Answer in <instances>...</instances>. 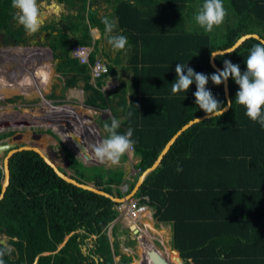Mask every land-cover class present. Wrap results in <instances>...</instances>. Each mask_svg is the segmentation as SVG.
I'll list each match as a JSON object with an SVG mask.
<instances>
[{"label": "trees", "instance_id": "1", "mask_svg": "<svg viewBox=\"0 0 264 264\" xmlns=\"http://www.w3.org/2000/svg\"><path fill=\"white\" fill-rule=\"evenodd\" d=\"M132 1L117 0L114 8L120 27L135 41L130 61L135 78L132 104L128 105L124 92L101 91L114 74L109 65V73L93 86L89 67L72 56L76 46L92 47V29H105L103 19L92 10L97 0H60L77 15H65L62 25L46 24L32 35L14 20L17 10L11 0H0V49L19 48L44 32L49 54L58 60L57 72L66 78V88L74 87L80 77L85 81V104L112 108L117 119L112 97L121 98L118 105L125 119L118 131L133 128L134 151L141 157L136 181L127 194L175 134L206 115L195 103V82L186 93L171 92L176 65L185 64L208 76L206 88L226 106L224 83L217 86L210 79L217 72L210 63L211 52L228 49L247 34L264 39V0H227V23L213 33L184 25L185 11L198 0H149L160 2L161 7L148 18ZM258 42L247 39L236 51L217 56V65L223 70L224 60H230L245 71L244 61ZM95 61V53H91L90 63ZM229 87L232 108L222 117L185 130L135 195L149 198L143 202L154 210L157 222L172 224V245L184 264H264V127L247 117L245 108L235 102L239 86L231 78ZM19 133L1 135L0 140ZM63 150L79 182H93L96 188L122 198L118 188L123 183L122 172L86 169L64 145ZM3 167L0 164V195ZM178 167L182 171H177ZM10 172V185L0 201V235L12 249L3 257L5 264H131L129 256L115 262L119 253L108 234L109 225L119 216L118 203L68 183L34 151L14 154ZM143 219L149 230H156L150 217ZM162 234L170 261L178 264V255L169 245L170 231L164 227ZM89 240H93L92 246Z\"/></svg>", "mask_w": 264, "mask_h": 264}, {"label": "rangeland", "instance_id": "2", "mask_svg": "<svg viewBox=\"0 0 264 264\" xmlns=\"http://www.w3.org/2000/svg\"><path fill=\"white\" fill-rule=\"evenodd\" d=\"M58 3H61L60 0L38 1L41 12L44 9L47 14L42 18L43 22L51 24L56 19L60 21L56 22L57 24H62V17L68 15L69 12ZM224 4L227 6V0H223ZM53 7H55V10ZM45 36L47 35L43 32L40 38L31 40L28 44L22 45L23 47L9 48L12 51L0 49V136L11 132H20L18 135L1 139L0 144L12 143L16 145V148L30 146L40 150H42V146H48L55 151L57 164L69 174H74L68 166L65 156L62 155V147L56 142L57 135L52 131L53 122H56V120L53 119L52 122L42 120L41 122L40 117L41 119L45 116L51 118L53 116L54 118L56 112L66 113L70 110H80L78 109L80 108L79 106H81L86 116L92 113L94 116L106 114L109 117L110 114L107 111L103 112L96 108L83 107L79 102L73 101L70 103V101L66 100V78L57 72L58 60L50 56L48 36ZM72 56H74L73 53ZM81 117V115L80 118L74 114L70 115V119L77 126H79L78 120H82ZM15 120H19V122L15 123ZM44 122L47 124L42 125ZM63 125L68 130L66 122ZM6 156L7 153H3L0 156V164H4ZM80 160L86 166L95 163V161L84 157ZM85 171L90 173L88 170ZM129 171L132 174L135 173V176L138 173V169L134 170L133 167ZM121 187L127 191L130 184H125ZM129 194L126 193L125 198H129ZM153 211V209H150L149 215L151 219L153 218ZM142 219H128L130 221L129 226L135 222L139 228L143 227V224L146 223ZM122 220L124 219L119 222L114 221L108 228L111 243L116 246L119 253V256L115 257V262L119 263L123 256H129L132 260L131 264H136L137 262L143 264V253L146 248L138 243L137 237L129 229L128 221L125 223ZM161 225L162 223L155 220L154 226L156 230L154 231L153 229L151 231L148 229L142 233L146 238L148 236L149 240L147 239L146 245L150 246L152 244L158 251L165 253L167 249L161 243L163 238H165L162 234L165 226L161 227ZM151 227L154 228L153 226ZM168 239L169 245L173 249L170 237ZM3 240L7 244L8 239L3 237ZM92 243L93 240H89L90 246H92ZM83 252L85 254L88 253L86 247H83Z\"/></svg>", "mask_w": 264, "mask_h": 264}, {"label": "clouds", "instance_id": "3", "mask_svg": "<svg viewBox=\"0 0 264 264\" xmlns=\"http://www.w3.org/2000/svg\"><path fill=\"white\" fill-rule=\"evenodd\" d=\"M11 4L17 10L14 15V20L23 26L29 35L39 31L43 21L38 0H11ZM227 15L228 13L224 8L223 0H204L202 6L194 16V20L205 32H212L214 27H218L224 22ZM102 23L105 26L107 43L111 48L114 51L126 52L128 47H130L129 41L126 36L115 32L117 27L116 22L105 17ZM225 53L230 54L231 52H211V55L214 59L218 55H225ZM244 62L246 64V70L242 72L239 64H233L230 60H224L223 70L212 74L210 79L217 86L227 82L229 78L234 80L239 86V90L235 96V102L245 108L247 117L253 122H258L261 127H264V39L259 40L258 43L252 46ZM175 73L176 79L171 84V92L174 95L180 92L186 93L190 85L195 82V103L199 109L204 111L208 118L222 117L228 108H232V100H229L226 106H222L213 96L212 92L206 88L209 77L205 74L197 73L182 63L176 65ZM129 103L132 104L130 100ZM131 116L132 113L129 112L128 117L130 118ZM193 122L200 123V120L195 118ZM121 123V120L112 117L110 124L105 123L103 125L107 136L100 140L87 143L81 152L87 154L90 151L91 155L97 161L109 163L110 165H118L122 157L132 152L135 147V140L132 139L133 128L129 127L126 132L120 133L118 129ZM74 131L63 133L65 137L63 141L73 138L78 141V145H82L78 137L74 134ZM177 171H182V168L178 167ZM141 232L143 231L141 230ZM11 251L12 249L8 245L0 247V264H5L3 257L10 254ZM220 258L223 259V257Z\"/></svg>", "mask_w": 264, "mask_h": 264}, {"label": "crops", "instance_id": "4", "mask_svg": "<svg viewBox=\"0 0 264 264\" xmlns=\"http://www.w3.org/2000/svg\"><path fill=\"white\" fill-rule=\"evenodd\" d=\"M116 3H117V0H97V2L94 3V5L92 6V10H94L98 13L99 18L104 19L105 17H107L109 20H114L117 24L115 32L126 36L128 41H129L130 47H128L126 52L114 51L111 48V46L107 43V35L105 33V29H101L99 27H96V28L91 30L92 36H93V44H92V47H89V48L91 50V53H95L96 60L103 61L104 63L109 65L114 70V74L112 76H110L111 79H110V77H108L106 79L105 85L102 86L101 91L103 93H108V94H111L112 92H115V91H117V93L118 92H122V93L124 92L125 96L123 98H125L127 104L129 105L130 104L129 100L131 101V99H132L131 84L135 78V72L133 71V67H132L131 62H130L131 58L135 52V50H134L135 41L133 40V38L129 37L128 34H126L125 29H122L120 27L118 16H116L114 14V8L116 7ZM132 4L137 5L139 10H140V13L144 17H147V18L150 16H153L156 13V10L161 7L160 2L157 3V2H153V1H149V0H147V1H136V0H134V1H132ZM202 4H203V0H198V1L194 2L193 4L189 5L188 9L185 11V15L186 14L187 15H186V22L184 25H186V27H189L192 30H201V29L204 30L203 28H200L195 23V20H194V16L197 14V12L200 9V7L202 6ZM59 5H61L63 9L68 10V7L66 4L59 3ZM53 8L55 10V7H53ZM224 8L226 9L227 13L230 14L228 12L227 7L224 6ZM68 12H69V14L77 15L76 10H68ZM45 15H47V14H46V12H44V9H43L42 10V18H44ZM227 17H228V15L225 17L224 22L218 27H220L222 29L225 26V24L227 23ZM55 22L58 23L60 21L55 19ZM47 23L48 22H43L42 26L46 25ZM61 23L63 24L62 21H61ZM62 24H59V25H62ZM216 28L217 27H214L212 33L214 31H216ZM44 34L46 35V33H44ZM45 37H47V36H45ZM90 76H91V81H90L91 84L93 86H96L98 80H95L93 78L91 71H90ZM68 77L70 78L71 75H68ZM65 84H66V80H65ZM84 86H85V81L83 79H81L80 77H78L76 85L74 87L67 88L66 100H68V102L70 101V103L73 101L79 102V104L83 105V107L85 106V107H89V108H96V109L103 111V112L107 111L110 114L109 117L112 118L113 117V113H112L113 109L112 108H111L112 110L110 108L109 109L108 108L107 109H101L99 107H91V106H88L85 104V101L87 98V93L84 90ZM112 100H113L112 105L114 107V110L118 114V119L123 121L125 119V115L123 113V110H121L120 106L118 105V102H120L121 98L113 96ZM79 107L80 108H78V109H80V110H75V111L70 110L69 112L67 111L66 113L56 112L55 113L56 116H54V118L52 116L51 121H49L46 118V116L44 118H42L43 121L46 120L49 122H52L53 119L56 120V122H53L52 131L57 135L56 142L60 147H62V152H63L62 155L63 156L65 155L64 150H63V145H64L72 153H74L76 158L83 164V166L86 169L100 168L103 170L106 169V170H113V171L122 172V174H124V176H123V183L121 184V186H123L125 184H130V187H131V185L133 183H135V181H136L135 177L137 175L135 176L134 175L135 173L134 174L130 173L129 170L131 167H133L134 170L137 169L136 165H137V163L141 157L139 155H137L135 153V151L133 150L132 152L126 154V158L122 157V159L118 165H110L109 163H101V162L97 161L91 155L90 151L87 154L81 152L80 150H82V148L85 146V144L92 142V141L100 140V139L107 136V133L103 129V125L105 124V122L107 120H109L111 118H109L108 115H106V114H102L100 116H98V115L94 116V114L91 113L88 116H86V114H85V112H83V109L81 108V106H79ZM72 114H74L75 116L77 115L79 118H80V115L82 116L81 117L82 120H80V119L78 120L79 126H77L73 122V120L70 119V115H72ZM62 120L70 123L69 125H67V127L69 126L68 127L69 131L67 129H65V127L62 123H60V122H62ZM72 131H74L75 135L78 137V139H80L79 141L82 145H78V141L73 139V138H69L66 141H63L65 138L63 133L72 132ZM40 138H42V137H40ZM75 142H77V143H75ZM83 157L86 159H91L92 161H95V163L91 164L90 166H86L85 163L80 160ZM66 161H67V159H66ZM67 164L70 167L69 161L67 162ZM59 168L63 172H66V171H64V169L61 168V166H59ZM71 170L74 173L71 175L76 178V176H77L76 171L73 170L72 168H71ZM91 184H93V182ZM121 186H119L118 188H120V190H121L122 198H125L126 193L130 190V187L127 191H125L122 189ZM115 187H117V186H115ZM133 189H132V191H133ZM143 216L144 217H150L149 213H145V214H143ZM121 219H124L122 221H125V223L128 221V226H129V223H130L129 220L130 219L127 216L122 217ZM121 219L116 220V222L121 221ZM142 220H144V219H142ZM152 220H154V217L152 218ZM162 226H165V228H167L168 231H170V240L172 243L173 235H174L172 224L162 223L161 227ZM148 228H149L148 226L143 224V227H141L139 229L142 230L143 232H145V230H148Z\"/></svg>", "mask_w": 264, "mask_h": 264}, {"label": "water", "instance_id": "5", "mask_svg": "<svg viewBox=\"0 0 264 264\" xmlns=\"http://www.w3.org/2000/svg\"><path fill=\"white\" fill-rule=\"evenodd\" d=\"M59 4V3H58ZM250 38H255L257 40H261L263 39L260 35L258 34H247L244 35L243 37H241L232 47L225 49V50H218L215 51L214 53H223V52H234L236 51L247 39ZM5 50H10L12 51V49H5ZM14 51V50H13ZM228 54V53H225ZM219 56V55H218ZM216 57L213 59V57L211 56L210 58V63L212 65V67L216 70V71H222V69L217 65L216 63ZM224 90H225V96L227 99V102L229 100H231V96H230V87H229V80L227 82L224 83ZM230 108H228L227 111H229ZM226 111V112H227ZM49 121H51L52 119L50 117H47ZM201 121H204L206 119H209L206 115L203 117L198 118ZM195 120V119H194ZM190 121L188 124H186L180 131H178L175 136L168 142V144L166 145V147L164 148V150L161 152L160 156L158 157V159L156 160V162L153 164L152 167H150L149 169H147L138 179L133 191L129 194V198H116L98 188H96V186H94V184L91 183H81L79 182L75 177H73L71 174H69L68 172H63L60 168L59 165L57 164L56 161V153L55 151L48 147V146H42V150L36 148V147H30V146H22L20 148H16L15 144L12 143H6V144H0V156L3 153H7V156L4 159V181L2 182V194L0 195V201L4 198L5 193L10 185V178H11V172H10V159L12 158V156L18 152H22V151H34L36 153H38L56 172V174L61 177L62 179H64L65 181H67L70 184H73L79 188L85 189V190H89L92 191L94 193H97L99 195L108 197L110 199H112L115 203H123L126 202L128 199L133 198L140 190L141 186L144 184L145 180L148 178V176L153 173L161 164L164 156L168 153V151L170 150V148L172 147V145L175 143V141L178 139V137L188 128H190L191 126H193L194 123L193 121ZM42 122V121H41ZM60 123H65L64 120H62V122ZM30 124V123H29ZM43 124H47L46 122L42 123ZM67 125H69V122H66ZM41 125V126H42ZM34 126V125H33ZM43 127V126H42ZM69 127V126H68ZM77 143V142H75ZM86 146V145H85ZM84 146V147H85ZM82 151V150H80ZM47 154V155H46ZM68 162V160H67ZM125 199V200H124ZM137 225L136 223H132L129 226L130 231L137 237V241L140 245L144 246V248H146V244H147V239L145 237V235L141 232V230L135 226ZM0 243L6 245V241L3 240V236L0 235ZM172 253L175 255H178V257H176L177 261L179 262L178 264H184V261L182 260L179 252L176 249L172 250ZM116 259V258H115ZM145 261L149 262V260L153 263V264H173V262L166 260L164 257L160 256L154 249H150L148 250V254L147 256L144 257Z\"/></svg>", "mask_w": 264, "mask_h": 264}, {"label": "built area", "instance_id": "6", "mask_svg": "<svg viewBox=\"0 0 264 264\" xmlns=\"http://www.w3.org/2000/svg\"><path fill=\"white\" fill-rule=\"evenodd\" d=\"M90 51V48L86 46H76L72 49V53L74 54V57L79 60V63L82 65H87L93 78L95 80H99L109 73V68L107 64L101 60H96L93 64L90 63ZM144 200L149 201V198L147 196H142L139 198L133 197L126 202L120 203L117 208V211L119 212V217L117 220H120L125 216L131 220H140L146 211L150 213V207L148 203L143 202Z\"/></svg>", "mask_w": 264, "mask_h": 264}, {"label": "flooded vegetation", "instance_id": "7", "mask_svg": "<svg viewBox=\"0 0 264 264\" xmlns=\"http://www.w3.org/2000/svg\"><path fill=\"white\" fill-rule=\"evenodd\" d=\"M21 47H23L22 45H21ZM20 48V47H19ZM3 49H6V48H3ZM7 49H9V48H7ZM47 118V117H46ZM51 118V117H50ZM40 120H42L41 118H40ZM14 122V121H13ZM16 122H19V120H15V123ZM148 247H146V251L143 253V256L145 257V256H147V254H148V250H150V249H154L160 256H162V257H164L166 260H168V261H170V258L167 256V253L165 252V253H162V252H160V251H158L155 247H150L149 245H147ZM143 262V264H153L152 262H150V260H149V262H147V261H145V259L143 258V260H142Z\"/></svg>", "mask_w": 264, "mask_h": 264}, {"label": "bare ground", "instance_id": "8", "mask_svg": "<svg viewBox=\"0 0 264 264\" xmlns=\"http://www.w3.org/2000/svg\"><path fill=\"white\" fill-rule=\"evenodd\" d=\"M75 134V133H74ZM87 134V133H86ZM87 138V137H86ZM80 140V139H79ZM85 140V139H84ZM92 140V139H91ZM86 145V144H85ZM42 149V148H41ZM75 149V148H74ZM65 156V155H64ZM98 163V162H97ZM143 186V185H142Z\"/></svg>", "mask_w": 264, "mask_h": 264}]
</instances>
